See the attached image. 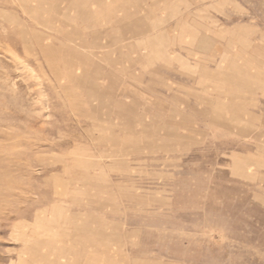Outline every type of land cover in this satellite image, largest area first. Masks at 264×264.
Returning <instances> with one entry per match:
<instances>
[{"label":"rangeland","instance_id":"1","mask_svg":"<svg viewBox=\"0 0 264 264\" xmlns=\"http://www.w3.org/2000/svg\"><path fill=\"white\" fill-rule=\"evenodd\" d=\"M0 264H264V0H0Z\"/></svg>","mask_w":264,"mask_h":264}]
</instances>
